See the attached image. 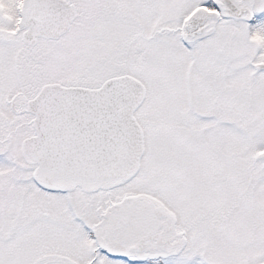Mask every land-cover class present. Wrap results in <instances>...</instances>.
Listing matches in <instances>:
<instances>
[{
  "label": "snow or ice",
  "instance_id": "snow-or-ice-1",
  "mask_svg": "<svg viewBox=\"0 0 264 264\" xmlns=\"http://www.w3.org/2000/svg\"><path fill=\"white\" fill-rule=\"evenodd\" d=\"M0 264H264V0H0Z\"/></svg>",
  "mask_w": 264,
  "mask_h": 264
}]
</instances>
